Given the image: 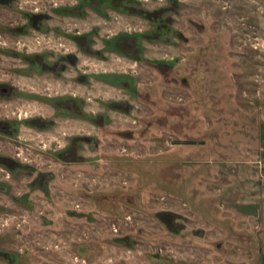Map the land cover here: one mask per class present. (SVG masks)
<instances>
[{
  "label": "rangeland",
  "instance_id": "rangeland-1",
  "mask_svg": "<svg viewBox=\"0 0 264 264\" xmlns=\"http://www.w3.org/2000/svg\"><path fill=\"white\" fill-rule=\"evenodd\" d=\"M0 264H264V0H0Z\"/></svg>",
  "mask_w": 264,
  "mask_h": 264
},
{
  "label": "flooded vegetation",
  "instance_id": "flooded-vegetation-1",
  "mask_svg": "<svg viewBox=\"0 0 264 264\" xmlns=\"http://www.w3.org/2000/svg\"><path fill=\"white\" fill-rule=\"evenodd\" d=\"M80 39H81L80 35H74V37H73V40H74L75 43H77V44L80 43V42H79ZM68 55H71V53H69ZM62 104H63V102H62Z\"/></svg>",
  "mask_w": 264,
  "mask_h": 264
}]
</instances>
